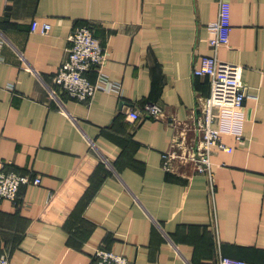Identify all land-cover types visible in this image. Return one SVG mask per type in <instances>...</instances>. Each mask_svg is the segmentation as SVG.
<instances>
[{
  "label": "crops",
  "instance_id": "obj_1",
  "mask_svg": "<svg viewBox=\"0 0 264 264\" xmlns=\"http://www.w3.org/2000/svg\"><path fill=\"white\" fill-rule=\"evenodd\" d=\"M228 1L230 44L216 55L243 67L246 98L214 111L233 152L213 147L211 195L195 161L211 84L193 70L215 55L219 0H0V162L42 180L0 200L10 264H95L99 248L129 264H264V0ZM82 26L106 48L102 74L121 95L78 101L56 84Z\"/></svg>",
  "mask_w": 264,
  "mask_h": 264
},
{
  "label": "built area",
  "instance_id": "obj_2",
  "mask_svg": "<svg viewBox=\"0 0 264 264\" xmlns=\"http://www.w3.org/2000/svg\"><path fill=\"white\" fill-rule=\"evenodd\" d=\"M232 6L228 0H219V13L215 23L209 26L211 32L210 47L214 51L213 56L201 57L195 65L193 75L197 77H208L211 84L210 95L199 104L201 112L198 119V130L202 137L196 149V163L198 171L205 174L208 180L209 191L214 195L215 173L212 169L213 147L232 153V147L222 141L221 132L214 128L215 109L237 108L244 104L246 98V87L243 82V67L220 60L216 53L222 47L230 44L232 32ZM52 29L50 23H43L40 28L42 35L48 34ZM72 47L67 60L62 64L55 82L63 91L78 101L91 100L97 91L113 92L121 95L122 87L104 77L102 68L107 60L106 48L95 36L94 28L90 26L77 27L69 35ZM5 38L0 31V60L1 48ZM96 71L100 77L96 83H92L88 73ZM53 98L57 96L53 93ZM145 114L158 117L162 109L152 103L144 107ZM129 118L136 122L141 115L137 111H131ZM165 166H168V155H164ZM41 177L31 179L30 177L9 172L6 164L0 162V200L6 199L16 202L22 186L41 184ZM95 264H129L127 258L106 249H97L95 252ZM0 264H10L8 254L0 256ZM219 264H247L245 261L219 255Z\"/></svg>",
  "mask_w": 264,
  "mask_h": 264
},
{
  "label": "rangeland",
  "instance_id": "obj_3",
  "mask_svg": "<svg viewBox=\"0 0 264 264\" xmlns=\"http://www.w3.org/2000/svg\"><path fill=\"white\" fill-rule=\"evenodd\" d=\"M3 255V254H2ZM1 256V255H0ZM9 256V255H8ZM9 260H10V256H9Z\"/></svg>",
  "mask_w": 264,
  "mask_h": 264
}]
</instances>
